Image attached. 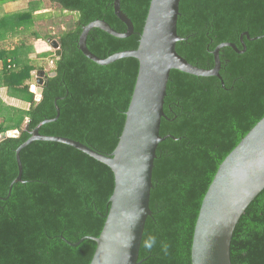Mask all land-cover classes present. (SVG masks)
<instances>
[{"label":"trees","instance_id":"obj_1","mask_svg":"<svg viewBox=\"0 0 264 264\" xmlns=\"http://www.w3.org/2000/svg\"><path fill=\"white\" fill-rule=\"evenodd\" d=\"M9 0H0L6 2ZM113 0H27L24 10L0 19V87L27 103L16 107L0 97V264H89L108 211L114 178L111 169L69 145L37 140L20 151L23 182L9 185L18 170L16 148L41 121L39 133L68 137L110 153L121 134L138 61L132 57L99 65L78 48L81 27L101 19L118 32L125 25ZM150 0H120L134 32L114 37L98 28L87 36L100 58L135 49ZM59 13L74 14L73 25L57 34L61 53L46 72L41 99L30 87L43 70L33 40L47 39L37 24ZM42 9H46L43 10ZM220 48L219 74L202 77L171 70L166 86L160 142L153 163L149 208L139 249L140 264H191L194 224L202 198L223 159L264 116V0H180L176 51L200 68L213 66ZM52 73V74H51ZM51 74V75H50ZM32 84V85H31ZM57 98V99H56ZM56 100V102H55ZM27 126V130L24 127ZM231 264H264V189L239 219L230 244Z\"/></svg>","mask_w":264,"mask_h":264},{"label":"water","instance_id":"obj_2","mask_svg":"<svg viewBox=\"0 0 264 264\" xmlns=\"http://www.w3.org/2000/svg\"><path fill=\"white\" fill-rule=\"evenodd\" d=\"M180 0H150L143 28L135 49L115 52L100 58L86 45L92 28H98L114 37L126 38L134 32L131 20L120 8V0H113L115 16L124 23L125 31L118 32L101 19L81 27L78 48L85 57L99 65H108L118 59L132 57L138 61V70L125 120L118 142L110 153L98 152L87 145L68 137L43 135L39 127L55 121L56 116L41 121L29 131L30 136L15 150L18 173L9 185L23 182L20 151L30 143L41 140L58 142L74 147L93 159L108 166L114 178L112 194L108 202L105 222L98 236H85L96 246L89 264H140L139 249L145 221L151 215L149 208L152 188L153 163L160 142L170 135L160 136L166 86L171 70L187 74L220 79L219 50L231 47L243 53L245 44L241 35L242 50L233 43H221L212 51L213 66L200 68L189 63L176 51V43L182 38L177 33ZM47 42L59 56L57 40ZM46 72L38 70L35 82V100L41 99ZM57 99V98H56ZM56 102V100H55ZM27 130V126L24 127ZM18 130L0 133V141L15 137ZM264 189V116L248 131L239 143L219 164L200 204L194 224L191 242V264H231L230 244L234 229L248 205Z\"/></svg>","mask_w":264,"mask_h":264},{"label":"rangeland","instance_id":"obj_3","mask_svg":"<svg viewBox=\"0 0 264 264\" xmlns=\"http://www.w3.org/2000/svg\"><path fill=\"white\" fill-rule=\"evenodd\" d=\"M51 5L53 8V12H55V16L49 22L39 23V24H37V26H38V30L40 32H44V33L48 34V38H52V39L56 40L57 34L60 31L68 29L73 25L76 16H74V14H72V13H59V9H58L59 6L57 4H51ZM40 46L41 45H38V47H40ZM47 46L49 47V50L44 51L47 55L43 56V57L37 56V60L43 66V70L45 72H48L54 66L53 65L54 49L50 46V44ZM47 46H46V44L44 45V47H47ZM36 50L39 51L41 49L36 48ZM38 54H41V53H38ZM37 71L35 72V74L37 73ZM36 87H37V85H35V84H33L30 87V90L33 91L34 94H35V88ZM4 98H5L6 102L13 103L14 106H16V107H20V108L26 107V105L24 106L25 103L22 102L20 99H18V101L17 100L14 101V99H13V102H12L9 99H7L6 96H4Z\"/></svg>","mask_w":264,"mask_h":264},{"label":"crops","instance_id":"obj_4","mask_svg":"<svg viewBox=\"0 0 264 264\" xmlns=\"http://www.w3.org/2000/svg\"><path fill=\"white\" fill-rule=\"evenodd\" d=\"M27 0H9V1H6V2H0V19L1 17L4 15V14H12L14 12H18L20 10H24L26 9L27 5ZM43 10H46V9H42ZM2 26L0 25V48L5 45L8 47V44L9 41L8 40H4L2 38V35H1V32H2ZM33 43V48H34V51H36L37 53H43L44 51H47L49 50V47L47 45H49V43L47 42V39H36V40H33L32 41ZM46 44L47 47H44V45ZM38 45H41L40 47H38ZM36 48H40L41 50H36ZM0 69H1V61H0ZM4 93V94H3ZM7 97V99H9L10 101L13 102V99L14 101L18 99L16 98H13V97H9L8 95H6V92H5V88L4 87H0V97L6 102L4 96ZM8 103V102H7ZM25 103V102H24ZM9 104H12L14 105L13 103H9ZM27 106V103L24 104V106Z\"/></svg>","mask_w":264,"mask_h":264},{"label":"flooded vegetation","instance_id":"obj_5","mask_svg":"<svg viewBox=\"0 0 264 264\" xmlns=\"http://www.w3.org/2000/svg\"><path fill=\"white\" fill-rule=\"evenodd\" d=\"M233 44H234V43H233ZM54 55H55V51H54ZM219 70H220V69H219ZM48 73H50V72H48ZM51 74H52V73H51ZM51 74H50V75H51ZM45 81H46V77H45V80H44V82H45Z\"/></svg>","mask_w":264,"mask_h":264}]
</instances>
